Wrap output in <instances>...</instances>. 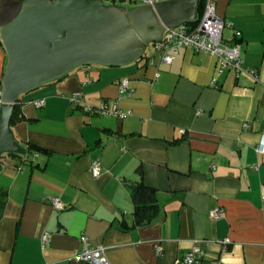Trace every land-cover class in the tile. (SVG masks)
I'll use <instances>...</instances> for the list:
<instances>
[{
  "label": "crops",
  "instance_id": "obj_1",
  "mask_svg": "<svg viewBox=\"0 0 264 264\" xmlns=\"http://www.w3.org/2000/svg\"><path fill=\"white\" fill-rule=\"evenodd\" d=\"M137 1L116 3L145 4ZM214 2L242 32L243 66L258 69V80L230 70L214 87L217 58L182 48L171 64L143 58L78 66L20 97L15 139L40 150L2 157L8 199L0 264H88L73 259L82 235L104 246L112 264H178L196 243L202 264H264V159L257 151L264 139V0ZM233 33L225 29L228 42L236 41ZM146 55L157 57L154 49ZM7 62L0 40V78ZM124 77L132 80L131 94L120 93ZM75 91L94 105L117 102L131 112L86 113L71 102ZM39 98L42 107L34 104ZM96 158L98 177L90 169ZM141 180L156 189L159 208L136 224L131 187ZM54 196L64 209L53 206ZM218 206L224 218L214 220L209 211ZM226 237L223 251L217 241Z\"/></svg>",
  "mask_w": 264,
  "mask_h": 264
},
{
  "label": "water",
  "instance_id": "obj_2",
  "mask_svg": "<svg viewBox=\"0 0 264 264\" xmlns=\"http://www.w3.org/2000/svg\"><path fill=\"white\" fill-rule=\"evenodd\" d=\"M200 0H163L125 8L102 0H0V40L8 62L0 113L4 154H27L11 119L20 97L75 67L122 66L143 58L166 28L198 19Z\"/></svg>",
  "mask_w": 264,
  "mask_h": 264
},
{
  "label": "built area",
  "instance_id": "obj_3",
  "mask_svg": "<svg viewBox=\"0 0 264 264\" xmlns=\"http://www.w3.org/2000/svg\"><path fill=\"white\" fill-rule=\"evenodd\" d=\"M145 4L154 3L153 0H142ZM226 28H232L233 39L236 41L228 42L224 37ZM242 32L235 28L232 21H227L217 13V6L214 0H206L204 12L197 23H183L175 28H166L161 40L152 43L156 52V56H150V63L171 64L176 56L180 53L182 48H190L195 52L209 53L217 58V77L212 80V86L220 87L218 76L227 71L234 70L237 74L245 72L258 80L259 74L256 68H244L242 57V46L238 41ZM159 76V73L157 74ZM120 93L131 94L133 92L132 80L130 77H124L120 81ZM71 102L77 107L82 108L89 114L100 115H113L116 117L124 118L131 111H127L117 104L109 105L103 102L100 105H94L87 101L83 92L75 91L70 96ZM45 98L34 100L37 107L45 105ZM3 100V82L0 78V113ZM257 151L263 156L264 159V139L257 147ZM36 157L38 153L34 154ZM256 167H258L256 165ZM91 173L94 177H98L103 170L100 159L96 158L91 163ZM264 192V185H263ZM51 203L56 209H64L65 204L60 197L54 196L50 198ZM209 216L214 220H221L224 218V207H214L209 211ZM49 233L45 232L42 235V241L46 244L49 241ZM81 240L83 247L76 250L73 259L83 261L88 264H112L106 254V248L102 245L93 246L90 244L86 235H82ZM222 250L228 248L231 239L229 237L218 239L217 241ZM163 250L161 245H156V251L160 254ZM203 249L196 243L187 250L179 259L178 264H202Z\"/></svg>",
  "mask_w": 264,
  "mask_h": 264
},
{
  "label": "trees",
  "instance_id": "obj_4",
  "mask_svg": "<svg viewBox=\"0 0 264 264\" xmlns=\"http://www.w3.org/2000/svg\"><path fill=\"white\" fill-rule=\"evenodd\" d=\"M102 1L104 2L110 1V2H113L112 4H117L118 1H124V0H102ZM131 2L134 5H136V3H138L139 1L131 0ZM105 4H108V3L105 2ZM205 4H206V0H200L199 7H198V14H199L198 19L195 21L189 22V23L193 24L199 21V19L201 18L204 12ZM143 58L146 59V63H150V58L146 54ZM65 75H63L62 77H64ZM17 110H18V105L16 104L15 112H14V115L12 116L11 121L15 119V116L17 115ZM35 149L40 150L39 147L31 145L28 148V152L29 153L33 152L35 151ZM12 154H17V153H12ZM17 155L21 156L23 154H17ZM131 197L135 205L134 216H135L136 224H142L144 222H148L156 216L159 206L157 203V191L154 187L146 184L142 180L138 181L136 184L132 185L131 187ZM7 199H8L7 190L3 186L0 185V218L3 215Z\"/></svg>",
  "mask_w": 264,
  "mask_h": 264
},
{
  "label": "rangeland",
  "instance_id": "obj_5",
  "mask_svg": "<svg viewBox=\"0 0 264 264\" xmlns=\"http://www.w3.org/2000/svg\"><path fill=\"white\" fill-rule=\"evenodd\" d=\"M122 7H125V8H131V6H129V5H123ZM152 47V48H151ZM151 47L150 46H148V49H147V51L149 52V53H151V52H153V45H151Z\"/></svg>",
  "mask_w": 264,
  "mask_h": 264
}]
</instances>
